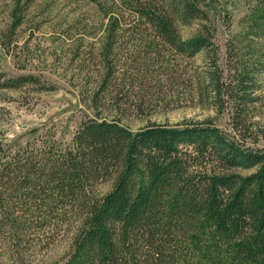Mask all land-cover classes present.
<instances>
[{
	"label": "trees",
	"instance_id": "trees-1",
	"mask_svg": "<svg viewBox=\"0 0 264 264\" xmlns=\"http://www.w3.org/2000/svg\"><path fill=\"white\" fill-rule=\"evenodd\" d=\"M20 2L13 28L22 22ZM129 5L133 17L112 15L105 25L94 106L104 96L119 107L114 88L126 67L115 54L116 38L128 31L144 42L141 55L129 57L138 71L150 60H165V74L180 76L185 70L176 56L205 50L211 66L202 87L215 106L222 94L232 97V129L211 118L132 129L119 115L97 111L83 113L69 140L50 129L21 142L0 139V264H31L65 231L69 248L59 264H264V147L249 145L244 131L256 75L264 70V45L232 65L226 80L209 29L178 35L179 21L207 18L196 0ZM159 46L165 56L157 57ZM231 50L233 44L229 56ZM24 81L37 79L8 80ZM245 168L253 169L238 171Z\"/></svg>",
	"mask_w": 264,
	"mask_h": 264
},
{
	"label": "rangeland",
	"instance_id": "rangeland-1",
	"mask_svg": "<svg viewBox=\"0 0 264 264\" xmlns=\"http://www.w3.org/2000/svg\"><path fill=\"white\" fill-rule=\"evenodd\" d=\"M130 1L21 0L17 7L22 9V22L13 28V18L19 15L14 9L16 0H0L1 140L21 142L46 129L69 140L83 113L97 111L106 117L119 115L132 129L152 121L180 124L206 118L223 129H232V97L222 94L220 105L215 106L211 94L202 87V75L211 66L205 50L193 57L176 56V63L185 70L180 76L177 72L173 76L165 74V60H150L138 71L129 57L136 56V60L144 42L128 31L116 38L115 54L126 67L118 80L120 85L114 88L115 93H120L119 107L104 96L94 106L92 91L98 89L104 73L100 54L105 25L112 15L133 17ZM196 2L207 18H195L189 23L179 21L178 35L187 38L209 29L218 46L216 63L227 80L234 71L232 65L243 62L249 52L264 45V0ZM119 15L116 16L121 18ZM232 44L234 50L229 56L227 46ZM159 48L157 57L165 56V47ZM168 51L175 54L172 48ZM21 74H32L37 81L8 82ZM42 85L56 87L41 88ZM254 85L251 95L255 100L246 111L249 128L244 131L249 145L264 147V70L256 75ZM252 169L238 171L247 173ZM107 188L108 183L100 186L103 191ZM68 235L65 231L54 245L41 250L31 264H59L66 259Z\"/></svg>",
	"mask_w": 264,
	"mask_h": 264
}]
</instances>
